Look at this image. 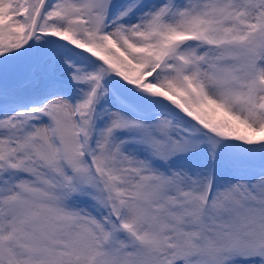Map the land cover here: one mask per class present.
Returning <instances> with one entry per match:
<instances>
[{
  "label": "snow or ice",
  "instance_id": "obj_1",
  "mask_svg": "<svg viewBox=\"0 0 264 264\" xmlns=\"http://www.w3.org/2000/svg\"><path fill=\"white\" fill-rule=\"evenodd\" d=\"M0 264H264V0H0Z\"/></svg>",
  "mask_w": 264,
  "mask_h": 264
}]
</instances>
